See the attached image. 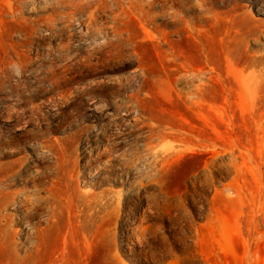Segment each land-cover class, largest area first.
<instances>
[{"label":"rangeland","instance_id":"obj_1","mask_svg":"<svg viewBox=\"0 0 264 264\" xmlns=\"http://www.w3.org/2000/svg\"><path fill=\"white\" fill-rule=\"evenodd\" d=\"M100 1L0 0V61L56 49L62 23L76 44ZM114 30L101 50L85 39L63 98L36 83L30 103H0L19 118L0 114V141L33 121L21 150L0 142V171L36 151L47 161L0 181V264H264V0H123ZM144 124L167 132L166 152L146 156ZM132 148L142 158L125 168ZM36 171L44 186L27 182ZM57 172L122 202L80 224L55 221L41 198L56 194ZM26 193L41 208L17 224L33 209L18 205Z\"/></svg>","mask_w":264,"mask_h":264},{"label":"bare ground","instance_id":"obj_2","mask_svg":"<svg viewBox=\"0 0 264 264\" xmlns=\"http://www.w3.org/2000/svg\"><path fill=\"white\" fill-rule=\"evenodd\" d=\"M13 1L20 5L23 0ZM122 2L123 0H101L97 7L94 6L91 8L89 6V13H87L88 16L86 18V29L85 31H82L81 29L78 30L79 37L76 44L73 43V34L70 32L73 28L69 29V24L62 23L58 32L55 34V40L57 41L55 42L56 49H51L48 52L42 53L38 50L32 52L31 49L24 48L16 53L15 58H6L2 62L0 61V103L3 100H9L13 97L24 98L25 102L30 103L31 100L37 96L36 94L30 95V91H32L30 88L32 84L36 85V83L39 85V92H44V86L48 85L50 86L48 91L57 89L59 95L63 98V84L66 85L67 81H70L68 75L73 72V65L80 61V57H83L81 48L85 39H91L92 44L101 50L105 45L108 46L111 40H114V37H117L114 25L119 18ZM101 13L106 17L105 23H102L101 20L98 19V16ZM64 34L67 35L65 40L61 37L64 36ZM25 72H28L29 75L34 74V81L30 82L29 78H24L23 75ZM27 93L29 95H26ZM66 105L67 103L64 104V106ZM12 110L15 112L18 111L15 109V106H7L5 109H0V114L1 117L5 118V122L9 124L13 123V125L15 123V125H17L19 118L13 117L11 114ZM95 110L101 112L102 107H96ZM29 111L34 113V108H30ZM32 124V120L25 122L26 126L19 128L21 133L10 137L11 139L8 141L0 142L16 144L17 148L12 151L21 150L23 142L19 137L21 138L30 135V131L26 128ZM143 127L148 128L146 133L141 135L146 147V156L150 154L149 157H154V149L160 150L163 153L169 149V146H166V143L168 142V134L165 130L159 129L158 127L148 126L146 124H144ZM34 134L36 136L37 132ZM155 141H157V144H154ZM24 142L29 143L26 140H24ZM28 147L34 149L35 144L29 143ZM112 151L113 147L107 145L103 152L97 153L94 158L88 159L87 162L91 160L97 162ZM135 151L136 149L132 148L123 155L126 156L129 154L131 158H133L131 161H124L123 165L125 168H134L132 165L138 164L139 162H137V159L142 158V156ZM34 158L35 159L31 161V164L26 157L22 156L10 162L9 165L12 167V173H10V171H0V181L13 182L15 181V176L18 175L21 170L29 169L30 166L35 167L38 163L47 162L44 158L43 151L34 152ZM99 170H105V168L99 167ZM76 174V177L71 173H66L59 177V173L57 172L56 176L57 179L59 177V181H56V194L51 192V188L46 191L47 195L44 198H41L46 204V208L49 210L51 217L54 218L55 221L66 219L67 221L80 224L92 220L99 216V214H107L108 211L114 210L115 206L121 204V196L116 195L112 190H105L99 194H95L89 190L82 189L79 181H77L79 172ZM125 174H127V172H125ZM45 176L46 175L43 171H36L32 181L27 182L32 183L35 187L40 185L44 186L46 183L44 181ZM1 193L7 194L13 200H16L18 196V193H7L4 189L1 190ZM33 194L34 193H26L25 196L19 200V206L24 207L30 203L33 206V209L23 213L22 216H20L21 220L17 221V224H19L23 218H29L35 207L41 208V200ZM37 202L38 205H36ZM258 211L260 215H264V203L258 205ZM15 232L18 234L17 230H15ZM12 264L31 263L13 262Z\"/></svg>","mask_w":264,"mask_h":264}]
</instances>
